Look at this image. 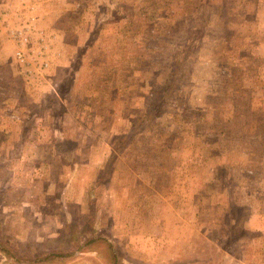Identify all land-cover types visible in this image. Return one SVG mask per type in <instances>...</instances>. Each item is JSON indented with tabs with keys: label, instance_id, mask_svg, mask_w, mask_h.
Listing matches in <instances>:
<instances>
[{
	"label": "rangeland",
	"instance_id": "obj_1",
	"mask_svg": "<svg viewBox=\"0 0 264 264\" xmlns=\"http://www.w3.org/2000/svg\"><path fill=\"white\" fill-rule=\"evenodd\" d=\"M167 1L0 0V264H264V0ZM204 9L189 86L139 124L184 36L166 14ZM199 115L223 167L195 169Z\"/></svg>",
	"mask_w": 264,
	"mask_h": 264
},
{
	"label": "trees",
	"instance_id": "obj_2",
	"mask_svg": "<svg viewBox=\"0 0 264 264\" xmlns=\"http://www.w3.org/2000/svg\"><path fill=\"white\" fill-rule=\"evenodd\" d=\"M165 1L169 3V1H167V0H165ZM207 1L215 2V0H207ZM207 1L206 0H197L195 5H206ZM166 2H164V5L166 4ZM201 2H203V4H201ZM175 7L176 8L173 10L172 13H175V14H177V12L181 13V10H178V9H180L179 6H175ZM201 13L204 16H201L202 20H203V26H200V27L197 26V24L199 23L198 20L201 18L199 15H198L199 17H197L196 15L193 16V14L189 15L188 11H187L184 13V16H186L185 17L186 21H185L183 18L179 19L180 15H174L171 13L166 14V17L169 16L171 21L176 22V21L180 20L183 23L182 25L179 26V28L182 30L180 33L183 32L184 36L177 39L178 43L181 41L182 42L178 46V48L173 49L174 55H171L170 66L166 67L165 70H163L160 73L161 78L157 84L158 85L157 91L154 90V93L157 95V98L154 101V103H152V105H150L153 110H151L148 114H145V116L143 117V121H139V124H141L145 120L152 119L156 115H160L161 113H164L163 108L170 101L173 100L172 96L174 95V92L177 91L178 84H180V79H181L180 85L183 86V84L186 83L189 86V82L182 78V74L180 71L182 69V66L185 65L184 64L185 60L190 58V56L192 57L195 53L198 52L197 51L198 46L203 41L201 38L203 35V32L206 31V29L209 27V24H210L209 21H211V18L214 17L212 15V17L210 19L207 18V16H206L207 10L206 9H204L203 12H201ZM217 14L219 16H221L220 19H224L225 17L229 16V14H225V13H224L225 15L224 14L220 15L218 12H217ZM204 17H206L207 19H205ZM165 19L166 18H164L163 20H156V22H159V23L163 24V26H164L165 25ZM187 23H190V25ZM201 25H202V23H201ZM235 28L236 27L234 26V23L231 19H229L228 21L225 20L224 30H226L227 34L220 36L219 42H218V45L221 43L220 45L222 46L220 49L221 52H226L228 49L236 50L237 52H243L247 49L246 44L236 43V41H235L236 29ZM190 32H192V36H191ZM216 51H217V47H216ZM220 51L218 50L217 52L220 54L221 57L224 56V54H221ZM153 77H154V80H157L159 77V74H157L156 76H153ZM225 78L229 79L228 76H226ZM179 87H178V89H179ZM219 93H221V94H218V95H223L226 92H219ZM253 113H254V118H257L256 119L257 122L254 123L253 127L254 128L258 127V131L260 128H262V131L264 132V124L261 123L262 121H264V108L263 109L257 108V110L254 109ZM194 117H196L195 120H191V119L188 120V121H194V123H195L194 127L192 129V133L194 135L195 134L202 135V137L199 138V140H200L199 144H196V145H198L199 148L197 146H195L192 149L193 155L195 156V158H197V159H195V163H196L195 169L197 167L199 159H202V157H205V159L210 160L212 162H216L215 164L217 165V167H218V165L220 167H223L224 163L222 162L220 155L217 154L218 150H216L215 147L221 148L219 142H220V136H222V132L224 131V129L222 130V128L220 127V125L218 123L213 124V125L209 126L208 128L204 129L202 126L203 116L199 115V116H194ZM181 122H183V115H182ZM217 122H219L218 119H217ZM195 128L197 129V131ZM253 131H255V130L253 129ZM253 131L249 132V134H251V136L254 134ZM258 131H255V132H258ZM254 135H256V134H254ZM136 143H137L136 145L138 147L139 146H146L147 147V145H148V143L144 144V142H141L140 144L138 142H136ZM204 143H206V144L203 145ZM204 146L206 148L210 147L208 150L209 152L207 151L205 154H203V147ZM175 148H176V150H173V151L178 150L177 147H175ZM71 153H70L71 161L76 162L77 157L72 156ZM199 163L202 164V163H205V161L202 162V160H200ZM226 166H230V165H226ZM227 180H229V179H227ZM212 181L214 183H216V180H213V176H212ZM226 189H228V188H226ZM222 192L224 193V192H226V190L223 191V189H222ZM227 193H228V191H227ZM94 220H95V217H92L91 220L88 221L89 225H94ZM102 240H103V238L100 236V237L92 238L90 240L91 242L90 241L89 242H90V244H94V246H97V244H95V243H97V241H102ZM89 247H91V246H89ZM110 247H112V245ZM0 250L4 251L5 253H7L10 256L11 252H9V250H7V248H5V246H3L2 244L0 246ZM38 260L40 262L46 261L45 259H42V258H36L35 261L39 262Z\"/></svg>",
	"mask_w": 264,
	"mask_h": 264
},
{
	"label": "built area",
	"instance_id": "obj_3",
	"mask_svg": "<svg viewBox=\"0 0 264 264\" xmlns=\"http://www.w3.org/2000/svg\"><path fill=\"white\" fill-rule=\"evenodd\" d=\"M19 56H20V57H23V54H22V52H21V51H19Z\"/></svg>",
	"mask_w": 264,
	"mask_h": 264
}]
</instances>
